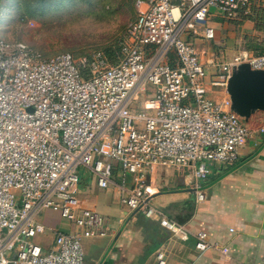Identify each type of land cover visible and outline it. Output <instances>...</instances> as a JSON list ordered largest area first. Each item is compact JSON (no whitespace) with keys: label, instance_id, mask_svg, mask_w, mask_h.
I'll list each match as a JSON object with an SVG mask.
<instances>
[{"label":"built area","instance_id":"built-area-1","mask_svg":"<svg viewBox=\"0 0 264 264\" xmlns=\"http://www.w3.org/2000/svg\"><path fill=\"white\" fill-rule=\"evenodd\" d=\"M136 2L112 61L101 49L88 58L68 51L41 57L22 40L0 37V264L84 263L81 238L103 235L106 227L98 211L79 205L78 165L173 236L192 233L198 250L217 246L226 253L205 231L191 232L149 203L154 189L146 173L154 165L180 171L201 200L209 164L234 161L253 135L230 109L225 83L239 62L264 68V50L202 60L188 40L189 34L212 38L213 12L234 18L249 11L251 0ZM146 86L150 93L138 104ZM44 208L76 227L53 230L46 249L34 240L43 231L36 215ZM155 256L162 264V252Z\"/></svg>","mask_w":264,"mask_h":264},{"label":"crops","instance_id":"crops-1","mask_svg":"<svg viewBox=\"0 0 264 264\" xmlns=\"http://www.w3.org/2000/svg\"><path fill=\"white\" fill-rule=\"evenodd\" d=\"M207 23L213 27L212 38L189 34L192 43L188 36L202 60L209 56L224 60L242 49L261 51L264 0H251L249 11L234 18L213 12ZM250 119L257 124L251 126L255 131L239 147L236 159L209 164L212 173L200 181L201 200H196L180 171L165 166L158 172L154 165L146 173L154 189L148 202L191 232L205 231V239L225 245L226 253L217 246L198 250L192 233L185 239L173 236L141 209L120 203L113 185L98 187L91 175L86 181L79 179L77 198L79 205L101 214L106 229L103 235L81 238L83 264H157L159 250L162 264H260L264 259V111H255ZM49 209L36 215L43 231L34 240L43 249L50 246L53 230L76 229L57 213L54 218L56 210Z\"/></svg>","mask_w":264,"mask_h":264},{"label":"rangeland","instance_id":"rangeland-1","mask_svg":"<svg viewBox=\"0 0 264 264\" xmlns=\"http://www.w3.org/2000/svg\"><path fill=\"white\" fill-rule=\"evenodd\" d=\"M25 1L0 0V37L20 39L40 55L44 51V57L67 50L63 48L72 45L90 51L95 44L99 46L110 41L114 34H119L124 25L136 16L139 7L136 0H45L43 6L32 7L31 10V7L26 9L23 6ZM189 40H193L191 35ZM145 93H150L148 86L144 93H140L138 104L146 97ZM254 121L250 119L245 124L253 129L251 126L257 125ZM156 167L160 172L165 166ZM76 171L84 181L92 175L83 165H78ZM53 213L54 218L56 213L59 215L57 210Z\"/></svg>","mask_w":264,"mask_h":264},{"label":"water","instance_id":"water-1","mask_svg":"<svg viewBox=\"0 0 264 264\" xmlns=\"http://www.w3.org/2000/svg\"><path fill=\"white\" fill-rule=\"evenodd\" d=\"M225 91L230 109L246 122L255 111H264V68H251L245 61L233 65Z\"/></svg>","mask_w":264,"mask_h":264},{"label":"trees","instance_id":"trees-1","mask_svg":"<svg viewBox=\"0 0 264 264\" xmlns=\"http://www.w3.org/2000/svg\"><path fill=\"white\" fill-rule=\"evenodd\" d=\"M45 0H26L23 4V6L28 9V7H31V10H33L32 7H41L43 6V4H45L44 2ZM130 2H133L135 0H129ZM102 10L105 11V9L102 8ZM88 14V13H87ZM125 27L126 25H124L123 29L119 31V34H114L112 37H111V40L110 41H107V42H104V43H101L99 46H93V48L90 50V51H85L83 50L82 47H79V48H74V46H70V47H66V48H63V49H67V50H62V51H68L70 53V55L72 56V58L74 59H77V58H88L89 57V53L93 50V49H101L105 55L107 56V58L109 60H113L115 57H116V54H117V50H118V40L119 38L122 36L124 30H125ZM20 40V39H19ZM263 51L264 50V45H262L260 47ZM42 50V49H41ZM37 52V51H36ZM61 52V51H59ZM57 53V52H56ZM46 54L44 51H42V55H39L41 57H44L43 55ZM55 54V53H54ZM53 55V54H52ZM48 57V56H47ZM79 71L80 73L85 76L86 73L88 72V69H87V65L85 63L83 64H80L79 65Z\"/></svg>","mask_w":264,"mask_h":264}]
</instances>
